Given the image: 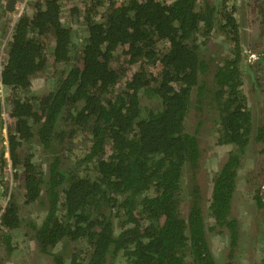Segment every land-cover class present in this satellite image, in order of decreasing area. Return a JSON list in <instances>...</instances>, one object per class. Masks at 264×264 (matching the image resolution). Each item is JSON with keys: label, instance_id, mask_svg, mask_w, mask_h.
<instances>
[{"label": "trees", "instance_id": "obj_1", "mask_svg": "<svg viewBox=\"0 0 264 264\" xmlns=\"http://www.w3.org/2000/svg\"><path fill=\"white\" fill-rule=\"evenodd\" d=\"M256 1L245 2L251 17ZM213 2L89 0L86 36L73 55L61 0H34L33 12L17 17L0 70L8 115L18 124L8 151L15 177L25 181L24 203L46 201L41 223H28L50 264H215L205 232L215 228L229 231L227 264H232L239 224L230 209L237 172L247 152L257 153L251 134H258L256 141L261 137L260 151L264 148V114L253 126L241 65L255 69L261 63L243 61L231 0ZM213 33L224 35L230 46L212 71L206 56ZM262 34L263 28L259 38ZM49 40L54 62L71 66L60 71L54 90L24 95L47 66ZM203 111L215 114L214 144L233 148L212 175L209 209L215 226L208 227L192 182L201 155L198 129H187L189 116ZM69 135L84 144L74 148ZM34 141L49 153L45 173ZM24 145L29 149L21 154ZM75 149L81 153L64 171L63 154ZM185 166L193 173L187 199ZM253 198L255 212L264 217V188L258 186ZM25 221L9 196L0 207V244L8 253L18 245H12L16 235L10 232Z\"/></svg>", "mask_w": 264, "mask_h": 264}, {"label": "rangeland", "instance_id": "obj_2", "mask_svg": "<svg viewBox=\"0 0 264 264\" xmlns=\"http://www.w3.org/2000/svg\"><path fill=\"white\" fill-rule=\"evenodd\" d=\"M34 0H14L13 8L7 10L5 5L8 0H0V70L2 64L6 59V46L10 39L13 25L16 22L17 17L22 13L31 14L33 12ZM89 0H61L62 4V22L71 27L72 34V55L78 52L82 45L86 32L83 27V20L87 17L85 3ZM213 3H218V0H213ZM247 0H231V4L234 8H237L233 15L236 22L239 24V32L241 33V46L243 53V61H248L249 57L255 59L256 62H260L258 68L252 69L247 64L241 65L242 70V89L246 93L247 102L251 112V119L253 126H256L262 117L264 106V59L263 55L256 56L250 53L249 34L250 29V13L249 7L245 5ZM258 13L261 15L263 34L259 38L258 47L262 50L264 47V0H257L255 3ZM100 13V11H99ZM99 15L95 16L98 18ZM200 41H203L201 38ZM212 42L209 48L210 53L206 56L208 62L211 63V69L215 68L214 65L219 64L223 59L222 56L229 49V43L224 39V35L220 33H213L209 39L208 45ZM201 44V42H200ZM53 41L49 40L47 43V66L46 68L35 75L31 80V85L28 88V92L22 93L24 95H43L49 91H52L56 87V83L60 76V71H68L71 64L60 65L53 60ZM203 48V46L201 47ZM213 61V63L211 62ZM58 64V65H56ZM73 64V63H72ZM59 66V67H58ZM258 69V70H257ZM210 70L205 76L207 82L211 81L212 74ZM261 75V76H260ZM120 87V85H118ZM195 93V92H194ZM215 114L213 111H203L198 114L197 118H194V114H191L187 121V129H198L196 135L198 143L200 144L201 155L199 157L198 166L194 170L195 179L192 181L198 186V193L200 194V209L202 210V216L204 223L208 226H215L214 217L210 214L209 203L212 195V175L215 171H218L225 158H227V149H233L229 145L214 144L218 132L216 124L213 122ZM0 119L2 120L0 126V162L2 159L6 161L0 166V207L6 202L10 196L20 206V212L23 218L26 220L23 222L19 229L11 231L15 237L12 245H17V249L7 252L5 245L0 244V264H50L49 260L39 253L34 240H32V231L29 228V223L39 225L46 212V201L42 198L37 199L31 204H25L24 190L21 185L25 184L24 179L15 177L14 167L11 166V158L8 151V138L10 133H14L17 129V125L8 115V100L6 99V89L0 85ZM202 123L199 125V122ZM253 135V134H252ZM70 136V135H69ZM71 138L69 141L74 145V148L82 146L81 138ZM34 151L38 155L39 163L42 166L43 173L48 171V156L47 151L39 146L38 141H34ZM29 149L26 145L20 149L21 154H25V151ZM81 153V150L75 149L73 152H66L63 154L65 161L63 162V170L67 171L70 166H73V160L77 158ZM252 160L250 157L243 160L242 166L238 169L235 190L231 199L230 217L235 218L238 221V228L241 230L240 241L237 247V251L232 257V264H261L264 260V252L257 251L253 247V235L252 231L256 223L255 217L259 220V223L264 226V217L260 212H255V205L253 201V194L255 189L260 186L264 188V161L258 159L257 156ZM185 173L182 178L183 195L187 199L190 197V184L188 181L190 174H193L191 168L184 167ZM253 198V199H252ZM182 212L184 216L187 215L188 210L183 206ZM209 238V247L212 251V256L215 264H227L229 258V231L225 229L223 232H219L218 228L215 230L206 229ZM264 242V240H262Z\"/></svg>", "mask_w": 264, "mask_h": 264}, {"label": "flooded vegetation", "instance_id": "obj_3", "mask_svg": "<svg viewBox=\"0 0 264 264\" xmlns=\"http://www.w3.org/2000/svg\"><path fill=\"white\" fill-rule=\"evenodd\" d=\"M254 11H255V15L256 16H259V15H257L258 14V11H257V7H256V9H253ZM249 13H250V11H249ZM250 15V14H249ZM256 16H252L251 17V15L249 16L250 17V31H251V33H252V30H253V26L255 25V24H257V26H258V30H257V37H256V42H255V44H254V47H253V49H252V52H251V33L249 34V45H250V53L252 54V55H256V56H259V55H263L262 56V58L264 59V47H263V49L261 50L259 47H258V44H259V33H260V30H261V28H262V21H260V16H259V18L258 19H256ZM240 29V28H239ZM242 53V52H241ZM243 54V53H242ZM249 60H255L254 58H252V57H249L248 58V61ZM247 61V60H246ZM258 70V69H257ZM258 72H260V73H262V77H264V73L262 72V71H259L258 70ZM263 83H264V80H263ZM263 101H264V97H263ZM263 112H264V109H263ZM264 114V113H263ZM252 135V134H251ZM258 136V134H253L252 135V139H253V143H251L250 144V146H252V150H255V151H257V153L256 154H254V156L253 155H248V152H247V154L245 155V159H247V158H251L252 160H254L255 158V156H257L258 157V159H260L261 161H264V148H263V150L262 151H260L261 150V145L259 144V143H262V139H261V137L259 138V141H256L255 140V138ZM226 159V158H225ZM225 161V160H224ZM223 164H224V162H223ZM222 167V166H221ZM232 219H235V218H232ZM236 220V219H235ZM236 222H237V224H238V221L236 220ZM254 222L256 223V225L254 226V230L252 231V235H253V239H254V241H253V247L257 250V251H261L262 250V252H264V242H262V240H264V226L263 225H261L262 223H259L258 221H256V220H254ZM206 232V235H207V231H205ZM240 233H241V230H239V228H238V242H237V247H238V244H239V241H240ZM206 239H207V242H209V238H207L206 237ZM237 247L235 248V250H234V253H233V258H234V254H235V252L237 251ZM230 248V247H229ZM261 264H264V260L261 262Z\"/></svg>", "mask_w": 264, "mask_h": 264}, {"label": "water", "instance_id": "obj_4", "mask_svg": "<svg viewBox=\"0 0 264 264\" xmlns=\"http://www.w3.org/2000/svg\"><path fill=\"white\" fill-rule=\"evenodd\" d=\"M13 2H14V0H8L7 4L5 5V8H6L7 10H11V9L13 8ZM252 15H253V16H256L254 10H253ZM257 30H258V26H257V24H255V25L253 26V30H252V33H251V45H252V46H251V52H252V49H253L254 44H255V42H256ZM15 124L18 125V124H17V121H16ZM16 130H17V129H16Z\"/></svg>", "mask_w": 264, "mask_h": 264}]
</instances>
